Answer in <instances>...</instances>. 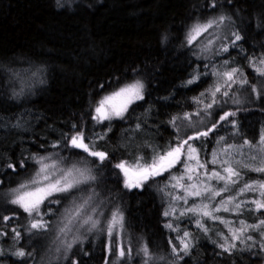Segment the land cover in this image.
<instances>
[{
	"label": "trees",
	"instance_id": "1",
	"mask_svg": "<svg viewBox=\"0 0 264 264\" xmlns=\"http://www.w3.org/2000/svg\"><path fill=\"white\" fill-rule=\"evenodd\" d=\"M214 2L215 7L213 0H0V264H145L146 259L148 264H264V208L254 203H264L256 185L264 183V172L238 168L235 183L227 181L202 201L204 195L173 198V177L183 174L188 161L182 169L151 175L143 186L131 189L116 167L125 163L131 168L142 151L152 153L149 147L162 156L205 131L207 136L188 140L204 166L217 147L260 146L264 89L257 87L264 75L257 69L264 65V0ZM220 16L232 26V35L220 41V49L227 51L224 56L215 49L206 59L188 36L195 25ZM233 33L241 39L236 41ZM220 59L228 63L219 67ZM234 68L244 84L230 83L228 96L238 90L258 94H250L244 104H223L226 112L217 115H234L221 119L217 110L214 120L205 113L206 103L214 102L204 103L203 95L214 84L217 70ZM137 81L143 84V99L121 120L97 121L100 102ZM199 115L210 117L209 123L184 134L179 119ZM79 133L90 150L104 152L106 159L99 161L73 147L70 138ZM187 148L182 149L186 156ZM56 161L89 166L96 179L80 189L94 190L114 212H121L125 256L119 262L116 238L106 230L96 242L63 231V245L57 244L61 234L53 224L68 192L50 198L42 215H29L11 203L45 175L42 167ZM246 184L252 188L241 191ZM237 203L240 213L230 214ZM205 205L214 216L201 215ZM179 206L196 211L180 216ZM172 208L174 215L168 218L165 212ZM216 217H227L231 228ZM39 221L44 227L33 229L31 224ZM198 222L207 228L219 226L221 233L207 236ZM240 229L245 234L232 239L230 231ZM185 231L196 240L188 243L187 252L178 245L181 238L189 240ZM48 235L52 237L47 243ZM145 246L150 259L142 251ZM20 250L24 257L15 255Z\"/></svg>",
	"mask_w": 264,
	"mask_h": 264
},
{
	"label": "rangeland",
	"instance_id": "2",
	"mask_svg": "<svg viewBox=\"0 0 264 264\" xmlns=\"http://www.w3.org/2000/svg\"><path fill=\"white\" fill-rule=\"evenodd\" d=\"M66 4H68V1H66ZM215 25V24H214ZM232 26L230 24V21H228V23L226 21H224L222 24H219L217 26H213L212 28H209L207 32L202 33L201 35L197 36V38L194 41V43L197 44V48H200L201 51H203L204 57L205 54L208 58L206 59H210L211 57L214 56L213 51L215 49H217L219 52L221 53V55L224 54L225 56V51L223 49H220V44H221V40L227 38L228 36L232 35L231 29ZM212 43H209V42ZM211 53H213V55L210 57ZM202 54V55H203ZM217 54V53H216ZM228 63V61L226 60H219V64L218 66L221 67L222 65ZM261 69H264V65L262 64ZM225 69V67H224ZM237 69V68H234ZM232 70H230L229 72H231ZM227 71L223 70V71H216V79L214 81V84L212 85V87H210L206 93L203 95V100L205 101L204 103H206L208 100L209 102H214V104L211 103H206V114H209L208 116L212 117V119L215 120V111L216 115L217 113L220 111H222L223 113L226 112V110L224 111V107L222 106L223 104L227 103L230 105H237V104H244L246 102L249 101V97L250 94H252V97L256 96L258 94L257 90H253L254 92L252 93H248L246 91H242V90H238L235 92H230V97L227 95H225V92H228L229 86H232V84L230 83H238V86L243 85L244 84V79L243 76H241L240 72L237 71L235 73L234 79L232 81H228L227 77L224 75V73H226ZM219 87L220 91L216 92V88ZM232 88H230L231 90ZM257 89H264V84L262 83V85L259 87H257ZM215 92V95H213V93ZM142 95H143V90H142ZM220 96V97H218ZM229 99V100H228ZM104 100V99H103ZM141 101V99H136L133 100L130 104H128L127 106V110L123 112L122 116H116L115 114H110V117L108 119H103L102 117L98 116L96 114V119L97 121H99L100 123L105 122V121H110V120H121L125 117L126 113L128 112L129 108L134 105L135 103ZM218 103V104H217ZM217 104V105H215ZM210 105V107H209ZM210 111V113H209ZM222 113V114H223ZM221 114V112H220ZM220 114H218L217 116H219ZM208 116H204V115H199V116H187V119L185 117L179 119L178 124L180 127H182L183 129V133L187 134L189 132L192 131H196L200 128H205V125L209 123V119L210 117ZM223 116V115H222ZM221 117V115L219 116ZM219 119V118H218ZM201 129V130H202ZM196 139L200 138L201 135H193ZM152 151V153L148 156L144 152L142 151L138 158H136V161L133 162L131 164V168H129V173L130 175H132L133 171H135V166L137 164H139L140 166H144L145 164H151L154 160H158V158L160 157V150L157 148H152L149 147ZM81 149V148H78ZM250 150V151H246V150ZM83 150V149H82ZM191 155L194 157L193 159H188V155H184L183 157H180V161L178 163L175 164V166L172 167V169L168 168L165 171H162L164 174H162L163 176L168 172V171H172L174 169H182L183 166L185 165L186 161H188V164L185 166V170L183 172V174H181L179 176V178L177 176L176 179L173 180V182L175 183V188L174 189V194H173V198H175V196H178V198L180 196H188V197H199V196H203V198L201 199L202 201H207L209 199L212 198V195L214 194L215 190L217 191L218 189L222 188L225 186V184L227 183V179L225 180H221L216 176H213L212 173H219V175L221 176H225L227 177V173L224 174L221 173L222 169L224 170L226 167H231L232 169H234L235 171L238 172V168H246V169H252L254 170L257 167L260 166H264V145L261 144L260 141V146L258 148L256 147H251L249 145L246 146H238L235 148H230V147H226L222 150L219 149V147L215 148L214 150H212L210 152V154L208 155V163L207 165L204 166V169H202L200 171V173L198 174V178L199 180H195L197 179V174L196 172H198V168L199 165L197 164V158L199 157L198 154H196V152L191 153ZM253 157H255V159H253ZM99 160V159H98ZM101 161V160H99ZM48 165V164H46ZM213 167H218V169H214ZM221 168V169H219ZM82 170L84 171L86 174L94 176L92 170L89 168V166L85 165V164H80L79 161L73 162V164L71 165V163H68L66 166L60 165L57 161L56 162H51V165L49 167L46 168L45 170V175L43 177H41V179L38 181L39 183L32 185V187L30 188V190L36 188V187H40V186H44L47 185L50 182L55 181L56 179L62 177L67 171L72 170L74 175L79 178V174L76 172V170ZM255 171V170H254ZM257 172V171H255ZM260 173V172H257ZM45 176H49L50 180H45L44 177ZM191 176L192 179L189 180L188 177ZM96 178V177H95ZM235 177H232V179ZM150 179V176L147 180H144L141 182V186H143V183L148 182V180ZM184 180V182L182 181ZM186 180V181H185ZM93 180H89L86 183H81L78 186L72 188L70 191H68L67 194V201L66 203L62 206V211L61 213L58 215V221L57 224H53V229L55 231H59L61 236H58L57 239V244H62L64 242V237L63 234L61 232V229H64V234L66 236H70V235H74L75 233H77L80 236H85V239L90 236L92 238V240H94V242H96L97 239L100 238L101 234L108 228V223L112 217L113 213H118L121 215L120 211L114 212V206L109 203L105 198L103 199L101 194H97L96 192H94V190H90V191H84L80 188L85 187L86 185H88L89 183H92ZM183 182V183H182ZM195 184L196 188L193 189L190 187V185ZM261 183H257V187L260 189L261 193L264 192V188H260L259 185ZM140 186V187H141ZM135 188V187H134ZM139 188V187H138ZM170 189H172V186L169 187ZM28 190V191H30ZM178 190V194L177 191ZM195 191H199L200 195L199 196H195V195H189V192H195ZM67 192H58V193H53L51 196H48L43 203L40 204L38 212H35V215H42L43 212V206L46 202H48L50 200V198L57 196L59 194H64ZM177 194V195H176ZM87 201V203H85ZM225 203V202H224ZM223 203V208L226 207V204ZM83 205V210L81 211L79 216H76V210L78 209L79 206ZM180 205L179 203L176 204V206ZM220 207V206H219ZM218 207V208H219ZM221 208V207H220ZM189 209H184L182 206L178 207V214L180 216H184L185 214H187L186 212ZM173 208L171 210H168V218L173 214ZM203 211H208L210 213L209 216H214V213L211 209V207H207L205 209H202L201 215H203ZM240 209L236 208L235 205L233 206V208L230 210V214H239ZM65 213V214H64ZM64 214V215H63ZM63 216V217H61ZM72 216L74 218H72ZM91 216L92 221H98V223L96 224L95 228H92L91 226V221L89 222V224H83V220L86 219L87 217ZM205 216V215H204ZM217 220L223 219L226 220L224 221L225 224L228 223V218H218L216 217ZM124 220V219H123ZM38 223H41L44 225L43 222L39 221ZM83 225V226H82ZM199 225H202L201 230L208 236L213 237V235H219L221 233V228L219 226H215L212 225L210 228H207L205 226V223L200 222ZM47 226V225H46ZM51 229H52V225H50ZM227 228H231L230 224L226 225ZM123 228V227H122ZM122 228H120L119 226H117L116 229H114V231L111 234V238L115 239L116 238V247H117V261L119 262L122 258L119 257L118 252L120 248H123L124 245V237H123V230ZM244 228V226L242 227ZM246 231L244 230H233L230 231V235L232 237V239L237 240L240 238V236L243 234H245ZM188 233L187 236H185L186 238H188L189 240L187 241V239H183L181 238L179 240L178 245L181 248H184V243H193L196 242L195 237L191 236L190 233L188 231L183 232ZM234 234L235 237L234 238ZM2 236V234L0 235ZM51 235L47 236V240L46 242H50L51 241ZM181 241H184V243H182ZM108 251L110 252V249H112L113 247L111 246L110 242H108ZM124 249V248H123ZM4 254L3 251L0 250V256H2ZM117 262V263H118Z\"/></svg>",
	"mask_w": 264,
	"mask_h": 264
},
{
	"label": "snow or ice",
	"instance_id": "3",
	"mask_svg": "<svg viewBox=\"0 0 264 264\" xmlns=\"http://www.w3.org/2000/svg\"><path fill=\"white\" fill-rule=\"evenodd\" d=\"M57 3L60 4V0H57ZM213 7H215V2L213 0ZM226 17L220 16L218 20H209L205 24H197L195 25L191 32L189 33L188 40L189 43H191L193 40L197 38V36L201 35L204 32H207L209 28H212L214 24L220 23L222 24ZM235 36V40L238 41L241 39V36L238 33H233ZM209 43H212L211 41ZM224 51H227V48H224ZM261 63H264L262 61ZM237 69H233L231 72H226L224 75L227 77L228 81H232L234 79L235 73L237 72ZM257 71H259L262 75H264V69L258 68ZM192 81H189L191 83ZM142 90H143V84L139 81L127 85L124 88H121L119 91L112 93L110 96H107L102 100L99 104V106L96 108V113L98 116L102 117L103 119H108L110 117V114H115L116 116H122L123 112L127 110L128 104H130L133 100L136 99H143L142 95ZM216 92L220 91V88L217 87ZM227 95V92L224 93ZM215 95V92L213 93ZM210 107V105H209ZM234 115V113H226L224 116L221 117V119H227V117ZM95 118V117H94ZM187 119V116L185 117ZM207 132H202L199 135L207 136ZM194 139V137L189 136L187 139H184L181 144L178 146L171 148L168 152H166L164 155L160 156L158 160H154L151 164H147L144 166H140L137 164L135 166V171H133L132 175L129 173V167L126 166L125 163H120L117 164L116 167L121 169V171L124 172L125 175V187L131 189V188H138L141 186V182L144 180H147L149 176L151 175H159L162 173V171L167 170L168 168H171L175 166L176 163L180 161V157L182 154V149L184 145H188L187 148V153H188V159H193L194 157L191 155V153L196 152V149L192 147L191 145L188 144V140ZM223 139V137H221ZM71 144L75 148H81L83 151L88 152L89 155L98 158L99 160L103 161L106 159V154L104 152L100 151H92L89 149V146L84 143V137L82 133H79L75 136H72L70 138ZM247 143V141H245ZM261 144L264 145V137L261 138ZM255 159V157H253ZM197 164L199 167H204L203 164H199V161L197 160ZM11 167V165H10ZM47 166H44L41 168V172H44L46 170ZM257 172H264V166H260L254 169ZM76 172L79 174V178H77L72 170L67 171L62 177L56 179L53 182L48 183L47 185L36 187L30 191H23L19 192L14 199L11 200V203L18 205L21 207L26 213L29 215H32L34 212H38L39 206L43 201L48 197L51 196L53 193H58V192H68L72 188L78 186L81 183H86L89 180H95V176H91L86 174L84 171L77 169ZM224 172L227 173V177L219 175V173H212L213 176L218 177L221 180H229L232 183H235V180H232V177H238L239 172L235 171L231 167H226L224 169ZM45 180H50L49 176L44 177ZM173 179H176V177H173ZM189 180L192 179L191 176L188 177ZM31 183L37 184L39 183L36 180H33ZM191 188L195 189L196 185L192 184L190 185ZM260 188H264V183H261L259 185ZM21 188H27V185H21ZM252 185L246 184L244 186V189H241V191H244L245 189H251ZM218 195L219 193H215ZM189 195H195L199 196L200 192L195 191V192H189ZM264 195V193H262ZM87 203V201L85 202ZM256 203L257 208H264V203H260L258 201H254ZM240 204L237 203L235 207L238 209L240 208ZM205 208H207V205H205ZM83 210V205L79 206L78 209L76 210L75 215L79 216L81 211ZM219 209H217L218 211ZM226 211L228 209H225ZM189 211H196L195 209H189ZM165 215H168L167 212H165ZM203 215L209 216L210 213L208 211H203ZM91 221V226L92 228L96 227V224L98 221H92L91 216L87 217L86 219L83 220V224H89ZM241 223H243L241 221ZM262 224H264V221H261ZM83 226V225H82ZM119 226L120 228L123 227V216L120 215L119 213H113L112 217L108 223V228L107 232L108 235L111 236L112 232L114 229ZM198 226L202 227V225ZM31 227L33 229H40L43 228L44 225L38 222H33L31 224ZM168 227H171V225H168ZM64 229H61V232H63ZM19 235V233H17ZM185 236L188 235V233L184 234ZM234 238L235 234H234ZM184 243V241H181ZM235 245H232L234 247ZM68 247H71V244L68 245ZM188 250V244L184 243V251L187 252ZM144 256L147 257L148 259L151 258L149 249L147 246H145L142 249ZM176 249L175 247L173 248V252H175ZM224 251H228V248H224ZM128 253H131V249L128 250ZM18 257H24L25 252L20 250L15 253ZM118 255L120 258H123L125 256V250L123 248L119 249ZM145 264H148V260H145Z\"/></svg>",
	"mask_w": 264,
	"mask_h": 264
},
{
	"label": "bare ground",
	"instance_id": "4",
	"mask_svg": "<svg viewBox=\"0 0 264 264\" xmlns=\"http://www.w3.org/2000/svg\"><path fill=\"white\" fill-rule=\"evenodd\" d=\"M263 84H264V83H263ZM259 140H260V139H259ZM64 214H65V213H64ZM64 214H63V215H64ZM61 217H63V216H61ZM59 219H60V218H59Z\"/></svg>",
	"mask_w": 264,
	"mask_h": 264
}]
</instances>
